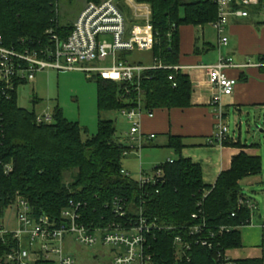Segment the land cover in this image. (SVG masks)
Wrapping results in <instances>:
<instances>
[{
    "label": "trees",
    "instance_id": "obj_1",
    "mask_svg": "<svg viewBox=\"0 0 264 264\" xmlns=\"http://www.w3.org/2000/svg\"><path fill=\"white\" fill-rule=\"evenodd\" d=\"M136 1L151 6L156 41L151 55L153 62L158 59L166 66L179 65L180 26H203L217 21L219 16L217 5L210 0ZM60 2L0 0V36L5 44H20L21 39L49 42L47 31L67 40L74 22L62 23ZM256 9L262 10V6ZM124 12L132 25L126 7ZM132 54L124 53L121 57L130 61ZM134 63L146 65L142 61ZM93 79L97 83L99 121L98 132L90 136L78 122L69 121L59 106L54 110L52 122L38 123L36 111L19 107L17 90L9 99L0 93L4 129L0 142V216L19 195L28 201L35 216L45 214L60 220L62 210L74 201L82 204L83 222L103 226L119 220L114 211L117 200L131 218L136 216L133 209L142 205L144 216L162 228L148 237L158 264H174L178 235L193 245L179 264H216L217 252L241 248V229L252 220L253 208L240 181L261 173L262 157L241 152L233 158L231 168L220 174L215 185L209 186L204 183L201 166L183 157V139L170 137L168 146L175 150L176 158L156 165L153 170L162 169V175L155 182L142 185L140 178L130 177L123 164L125 152L132 151L133 142L128 137L129 146L118 139L115 125L118 119L104 115L137 107L139 98L144 109L152 112L189 107L191 80L173 68L145 71L140 91L136 82H115L100 75ZM38 101L36 97L34 102ZM234 145L246 146L239 141ZM6 165L12 166L9 173L5 172ZM67 175L71 177L69 182ZM194 214L198 217L194 218ZM195 226L216 232L212 238L214 248L201 246L197 243L199 237L185 230ZM223 227L230 231L218 233ZM8 246L0 242V262ZM240 264L263 262L245 259Z\"/></svg>",
    "mask_w": 264,
    "mask_h": 264
},
{
    "label": "built area",
    "instance_id": "obj_2",
    "mask_svg": "<svg viewBox=\"0 0 264 264\" xmlns=\"http://www.w3.org/2000/svg\"><path fill=\"white\" fill-rule=\"evenodd\" d=\"M218 7V20L212 24L220 35V43L228 44V37L224 36L229 17H249V8L262 6V0H210ZM122 7V9L120 8ZM124 7L129 9L133 24L128 26V19ZM152 9L149 4L138 3L136 0H101L89 2L79 13L67 40H60L52 31L49 42L21 39L20 44L8 46L0 36V93L7 99L12 97L20 86L33 82L37 75L44 70L83 71L88 78L100 75L106 80L115 82H136V89L140 91V81L145 71L150 69L173 68L180 71V66H166L155 59L151 65H141L130 62L121 57L124 53L135 51H152L155 45V34L151 23ZM111 59V65L100 66L98 62ZM237 65L232 57L219 55L214 64L202 65L208 77L212 96L211 105L216 115V139L225 143L229 136V127L224 120V96L234 93L237 79L230 77L227 71L231 68L245 67ZM173 78V76L171 77ZM176 86V84L174 85ZM120 114L131 124L128 133L133 142L132 151L140 154L146 138L141 128L144 115L154 116V112L145 110L139 98L138 106L123 109ZM53 114H37L38 123H50ZM4 136L3 115L0 112V142ZM131 151L125 152L128 155ZM5 172L12 171L11 165H6ZM123 173L128 174L125 170ZM162 169L147 172L140 170V183L147 185L161 176ZM143 203V202H142ZM141 203V204H142ZM253 208V204L248 202ZM81 203L70 202L61 212V219L56 220L48 215L35 216L27 200L17 195L16 200L0 216V242L9 247L2 257L0 264H36L49 262L51 264H76L75 258L68 252L73 243L86 246L102 244L111 248L112 264H158L157 257L151 251L148 237L155 230L162 229L144 216L142 205L133 209L136 214L128 216L122 204L116 200L114 211L119 220H114L103 226L87 225L83 222ZM7 213L10 216L7 217ZM197 218V214H194ZM12 221V222H11ZM18 223V225L16 224ZM251 221L248 225H251ZM246 225V226H248ZM191 236L199 237L197 243L212 249V238L216 232L203 229L201 226L185 229ZM242 230V229H241ZM262 242L258 249L261 254L257 259L264 264V225ZM230 229H218L224 233ZM192 242L182 235L175 238L174 264H179L192 249ZM239 249V248H236ZM229 250L217 252L216 264H240L245 259H236L229 254ZM256 259V258H255Z\"/></svg>",
    "mask_w": 264,
    "mask_h": 264
},
{
    "label": "crops",
    "instance_id": "obj_3",
    "mask_svg": "<svg viewBox=\"0 0 264 264\" xmlns=\"http://www.w3.org/2000/svg\"><path fill=\"white\" fill-rule=\"evenodd\" d=\"M249 12V17H229L223 33L229 39L227 45L220 43V35L212 23L180 26L179 66L180 72L187 75L192 83L191 105L186 108L158 109L154 111L153 117H142L143 133L147 137L151 134L155 137L146 138L140 154L138 153V173L141 169L151 172L156 165L176 158L175 150L168 146L170 137L183 139V157L201 166L204 183L209 186L215 185L220 174L231 168L233 158L241 152L262 157L259 143L243 142L240 136L232 134L230 128L227 140L229 143L218 142L217 119L210 103L212 91L207 74L200 67L216 63L220 54L232 57L237 65H248L227 71L230 77L237 79V85L232 95L223 97L224 120L233 112L239 129L242 128L245 117L249 130L254 124L260 128L264 120V9L258 10L254 6L249 8ZM129 19L132 20L131 16ZM128 26H131L129 22ZM238 141L246 146L234 145ZM144 148L147 151H142ZM240 184L242 189L262 192L264 196V162L260 174L245 177ZM249 199L253 204V217L251 225L245 229L257 230L256 238L248 246L254 252L242 257L240 248L230 249L229 254L234 252L233 257L236 259H257L261 254L258 247L262 242L264 210L263 207L260 209L259 203L253 198Z\"/></svg>",
    "mask_w": 264,
    "mask_h": 264
},
{
    "label": "rangeland",
    "instance_id": "obj_4",
    "mask_svg": "<svg viewBox=\"0 0 264 264\" xmlns=\"http://www.w3.org/2000/svg\"><path fill=\"white\" fill-rule=\"evenodd\" d=\"M60 3V17L64 24L73 23L80 10L88 4L86 0H61ZM130 61L153 63L151 52L147 51L133 52ZM98 64L100 66H109L111 65V59L109 58L105 62H98ZM17 94L18 105L21 108L30 111L34 110L39 115H47L53 114L56 106H59L63 110L65 117L69 121L78 122L83 128L87 129L89 136L98 132L97 83L95 79L88 78L87 74L83 71L44 70L37 75L33 82L20 86L17 89ZM36 97L39 99L38 102H34ZM104 117L118 119L115 124L117 129L116 137L124 144L131 146V141L128 140V133L131 128L130 122L119 113L106 114ZM243 120L244 124L239 129L236 125V116L233 112L225 118V122L229 124L232 134L235 133L237 137L240 136L243 142L247 141L249 144L256 142L260 144L264 162V120L260 128H257L256 124H254L250 130L246 125L247 118L245 117ZM145 149H142V151H147ZM143 158L144 160L146 159V152L143 153ZM123 164L125 169L130 173V177L139 180L138 153L134 150L131 151L124 158ZM66 181H71L69 175L66 176ZM243 194L247 198H253L259 203L260 209L263 207L264 210V196H262V192L255 193L254 191L243 189ZM7 214V217L10 216V213ZM16 224L18 225L17 222ZM246 227L242 228L243 246L240 248L242 250L240 252L242 257L250 252H254L248 246L257 236L256 229H245ZM110 250V247L103 246L102 244L86 246L80 243H73L68 248V252L75 258L76 264H112V253ZM231 255L235 256V253L232 252Z\"/></svg>",
    "mask_w": 264,
    "mask_h": 264
},
{
    "label": "water",
    "instance_id": "obj_5",
    "mask_svg": "<svg viewBox=\"0 0 264 264\" xmlns=\"http://www.w3.org/2000/svg\"><path fill=\"white\" fill-rule=\"evenodd\" d=\"M120 8L122 9V7L120 6ZM117 121V120H116Z\"/></svg>",
    "mask_w": 264,
    "mask_h": 264
}]
</instances>
